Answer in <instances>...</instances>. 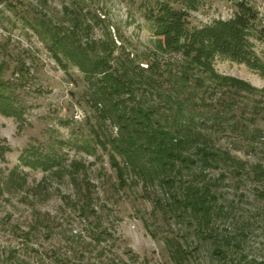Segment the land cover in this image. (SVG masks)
Listing matches in <instances>:
<instances>
[{"label": "rangeland", "instance_id": "374dc122", "mask_svg": "<svg viewBox=\"0 0 264 264\" xmlns=\"http://www.w3.org/2000/svg\"><path fill=\"white\" fill-rule=\"evenodd\" d=\"M240 1L255 13L247 38L264 61V0H0L1 90L15 112L0 110V264H264V76L218 54L215 72L248 88L192 71L182 51L155 48L150 19L167 4L186 12L188 29L201 27L232 18ZM40 23L94 39L97 53L114 41V67L143 69L124 103L152 105L161 124L191 129L183 145L195 162L177 164L171 187L128 166L119 183L112 149L98 141L118 130L94 104L96 78L56 62ZM202 145L223 152L217 165L200 163ZM51 157L57 163L44 167ZM188 180L211 184L206 220L174 207Z\"/></svg>", "mask_w": 264, "mask_h": 264}, {"label": "trees", "instance_id": "16d2710c", "mask_svg": "<svg viewBox=\"0 0 264 264\" xmlns=\"http://www.w3.org/2000/svg\"><path fill=\"white\" fill-rule=\"evenodd\" d=\"M237 5L233 17L228 20L218 19L212 24L188 29L185 26L186 12L173 9L167 4H160L158 13L150 16L156 36L155 48L164 52L182 51L184 57L194 64L188 67L192 71L205 72L217 81H229L236 88L245 90L248 84L244 80L218 75L213 67L214 57L218 54L243 62L264 76V61L254 52L247 38L252 20L256 18L255 13L247 3L240 1ZM75 14V22H80L79 13L75 12ZM40 26L43 29L37 28L38 34L44 38L56 62L62 63L61 59L68 58L88 76H95L96 80L90 81V85L94 86L92 98L94 104L101 106L99 113L110 118L114 125L117 124L118 130L116 135L98 141L102 147H106V143H109L112 149L109 160L111 166L116 169L119 183L121 185L125 183L124 167L128 166L129 170L134 171L143 180H152L154 173L171 187L175 182L173 176L178 177L184 166L195 162L191 155L185 152L183 145L185 140L182 132L191 129L168 128L165 124H161V121L155 117L156 110L152 105H144L140 101L131 107L125 104L123 97L127 95L135 98L136 84L139 86L143 83L141 78L136 77L139 76L136 69L138 71L143 69L136 64L131 68L124 63L114 67L109 60L113 57L114 41H109L106 46L102 44L105 46L104 50L97 53L94 39L81 40L75 32L59 35L58 32L49 31L48 23H40ZM260 32L264 38V27ZM153 63L152 61L148 67L153 66ZM189 74H191L189 71L182 72L184 78H188ZM5 84L6 82L0 80V110L2 113L14 114L8 97L1 90ZM194 151L199 154L200 163L208 167L217 165L220 156L223 155L222 151L206 145L197 146ZM116 155L123 158L124 164L121 165ZM48 160L45 165L43 160L39 161V159L30 160V163L37 161L44 167H52L57 163L52 157ZM172 194H175L171 197L174 207H180L198 216L200 220H206L215 200L211 184L207 181L198 184L188 180L180 193L175 191Z\"/></svg>", "mask_w": 264, "mask_h": 264}]
</instances>
